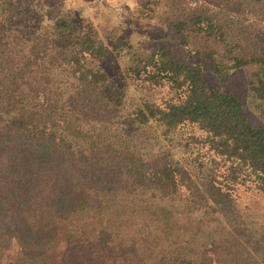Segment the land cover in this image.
I'll return each mask as SVG.
<instances>
[{"label": "trees", "instance_id": "trees-1", "mask_svg": "<svg viewBox=\"0 0 264 264\" xmlns=\"http://www.w3.org/2000/svg\"><path fill=\"white\" fill-rule=\"evenodd\" d=\"M136 2L160 35L135 51L89 18L38 22L23 0H0V146L16 151L0 264L264 260L248 237L264 239V0ZM111 56L131 58L125 82L102 70ZM46 172L54 188L55 176L74 193L95 186V209L81 200L42 225L29 193Z\"/></svg>", "mask_w": 264, "mask_h": 264}, {"label": "rangeland", "instance_id": "rangeland-1", "mask_svg": "<svg viewBox=\"0 0 264 264\" xmlns=\"http://www.w3.org/2000/svg\"><path fill=\"white\" fill-rule=\"evenodd\" d=\"M23 3L25 7L33 10L34 17L38 22L51 20L58 12H65L77 18H89L101 37L107 38L112 35H122L132 44L135 51L143 49L149 42H152V39H157L160 35L158 31H154L152 20L144 18L140 20V17H136L138 15L136 0H23ZM130 63L131 58L129 56L120 58L111 56L101 63V68L111 79L125 82L121 70ZM235 80L238 87H241L243 85V73L235 78ZM14 147L15 145L12 142L6 146H0V186L4 184L10 165L15 162L16 151ZM47 175L48 172L43 173L42 176L38 175L39 177L35 180L31 192L28 189H19L20 196L27 197V194L30 192L31 205L42 217V225L45 226L46 223L58 217H64L67 215V208L70 210L76 208L77 205L82 204L81 200H85L88 203L86 209L91 211L95 209L94 207L97 204L95 196V191L97 190L95 186H93L94 190L92 194L90 191H84L80 188H75L74 193L72 189L69 191L68 188H58L60 176L54 177L52 183L55 184V188L50 186L46 182ZM69 179V174H67L65 180L68 181ZM72 184H74V181H72ZM60 195L66 196L65 200L68 201L65 208L63 205L54 207V202L59 200ZM260 204V199L253 200V203L250 204L249 208L251 212L255 213L253 218L258 217V214L261 213L259 210ZM211 215H213V219L219 217L209 213L206 214V218L210 219ZM165 216L164 212H158L156 220H162L161 218ZM248 221L250 222L249 226H252L253 219ZM248 237L251 241L249 244L253 248H257L259 244L264 246V239L261 235L252 233ZM251 257L258 264H264V260L259 255L252 253Z\"/></svg>", "mask_w": 264, "mask_h": 264}]
</instances>
